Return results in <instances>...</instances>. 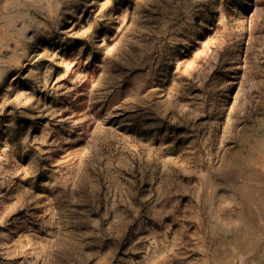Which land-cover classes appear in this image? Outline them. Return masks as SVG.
<instances>
[{
	"label": "rangeland",
	"instance_id": "1",
	"mask_svg": "<svg viewBox=\"0 0 264 264\" xmlns=\"http://www.w3.org/2000/svg\"><path fill=\"white\" fill-rule=\"evenodd\" d=\"M0 264H264V0H0Z\"/></svg>",
	"mask_w": 264,
	"mask_h": 264
}]
</instances>
